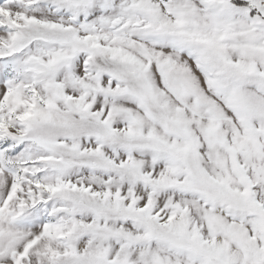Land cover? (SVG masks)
<instances>
[{"label":"snow or ice","instance_id":"obj_1","mask_svg":"<svg viewBox=\"0 0 264 264\" xmlns=\"http://www.w3.org/2000/svg\"><path fill=\"white\" fill-rule=\"evenodd\" d=\"M0 264H264V0H0Z\"/></svg>","mask_w":264,"mask_h":264}]
</instances>
